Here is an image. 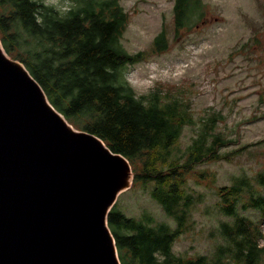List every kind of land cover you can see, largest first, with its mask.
<instances>
[{
    "label": "trees",
    "instance_id": "trees-1",
    "mask_svg": "<svg viewBox=\"0 0 264 264\" xmlns=\"http://www.w3.org/2000/svg\"><path fill=\"white\" fill-rule=\"evenodd\" d=\"M71 1L63 12V5L47 0H0V37L57 109L69 119L80 118L82 129L125 155L133 165L135 183L146 188L153 184V199L176 223L156 221L147 211L138 218L128 216L116 204L109 225L122 263L264 264L262 227L239 211V205L252 201L264 219V171L257 176L260 189L242 177L217 190L224 219L212 232L217 238L213 254L193 257L173 250L193 215L186 174L205 160L218 159L228 142L216 131L217 116L210 113L192 143L182 149L183 129L194 123L195 111L181 92L169 98L163 87H154L138 94L127 80V66L147 54H131L122 45L128 13L120 1ZM196 3L199 0L176 1L177 27L188 26L200 14L193 12L191 19L184 14ZM155 44L166 47L165 33L157 35Z\"/></svg>",
    "mask_w": 264,
    "mask_h": 264
},
{
    "label": "rangeland",
    "instance_id": "rangeland-1",
    "mask_svg": "<svg viewBox=\"0 0 264 264\" xmlns=\"http://www.w3.org/2000/svg\"><path fill=\"white\" fill-rule=\"evenodd\" d=\"M119 1L128 13L122 45L131 54H147L127 66L126 77L135 91L147 94L154 87H163L169 98L181 92L190 100L194 123L183 129L182 149L192 143L210 113L217 116L216 131L228 142L219 150L218 159L205 160L186 174L193 215L188 230L173 245L179 254L211 255L217 247L212 232L224 219L217 190L242 177L260 189L257 176L264 171V0H199L202 9L197 3L185 9L190 19L193 12H200L185 27L176 25L177 0ZM47 2L63 5V12L73 3ZM161 33L166 35L164 49L155 44ZM69 121L82 129L80 118ZM152 187L134 182L119 197V208L136 218L147 211L156 221L175 226L153 199ZM256 207L248 201L239 205V211L259 223L264 232V219ZM261 244L264 246V240Z\"/></svg>",
    "mask_w": 264,
    "mask_h": 264
},
{
    "label": "water",
    "instance_id": "water-1",
    "mask_svg": "<svg viewBox=\"0 0 264 264\" xmlns=\"http://www.w3.org/2000/svg\"><path fill=\"white\" fill-rule=\"evenodd\" d=\"M134 177L0 37V264H123L109 216Z\"/></svg>",
    "mask_w": 264,
    "mask_h": 264
}]
</instances>
